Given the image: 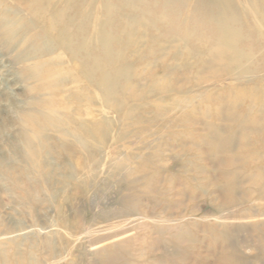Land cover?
<instances>
[{
  "label": "bare ground",
  "instance_id": "bare-ground-1",
  "mask_svg": "<svg viewBox=\"0 0 264 264\" xmlns=\"http://www.w3.org/2000/svg\"><path fill=\"white\" fill-rule=\"evenodd\" d=\"M0 52L16 81L7 90L15 91L17 81L25 89L20 99L0 94L22 131L24 173L43 177L41 167L54 149L66 148L80 156L78 166L97 165L90 179L99 181L105 166L109 177L121 171L122 190H141L129 201L117 199L119 217L132 216L127 221L133 225L114 226L115 234L89 230L100 264H165L147 257L150 248H136L137 237H121L139 229V222L149 231L143 241L160 234L164 245L195 244L196 230H182L197 225L189 222L193 212L176 219L173 213L165 217L167 208L155 217L147 214L149 205L141 210L143 197L151 199L157 185L175 178H183L180 187L200 188L191 176L198 161L184 156L188 172L180 176L167 167L172 158L161 145L132 142L147 125L166 130L172 155L188 141L191 150L228 169L213 180L221 204L194 218L207 222L214 243L228 240L233 227L264 218V0H0ZM109 148L106 162L99 153ZM241 162L248 171L240 170ZM67 166H73L70 160ZM81 193L86 201L95 197L86 185ZM244 199L250 203L240 214L234 209ZM165 227L181 233L167 235ZM7 235L0 236L9 247H0L6 261L33 264L32 252Z\"/></svg>",
  "mask_w": 264,
  "mask_h": 264
},
{
  "label": "rangeland",
  "instance_id": "rangeland-1",
  "mask_svg": "<svg viewBox=\"0 0 264 264\" xmlns=\"http://www.w3.org/2000/svg\"><path fill=\"white\" fill-rule=\"evenodd\" d=\"M7 58L0 57L4 61L2 65L5 66L0 72V94L11 96L12 93L14 97L20 99L19 95L23 94L25 89L19 81L16 84L19 88L14 89L15 91L7 90V87L13 88L15 81V77L11 76L12 69L6 65ZM218 84L225 85L227 83L220 82ZM5 106V102L0 100V236L7 233L9 238L23 245V251L30 250L33 264H100L99 258L93 252V242L87 240L89 230L96 232L106 230L107 234H115L118 229L113 230L114 226L120 225L119 229H122L124 228L123 224L126 228L133 225V222L127 221L132 216L119 217L121 208L119 209L120 204L117 199L129 201L133 196L139 195L141 190L138 188L132 191L122 190L121 171L109 177L105 166L102 168L99 181L90 179L89 173L97 165H88L87 168L78 166L77 162L80 156L74 155L66 148L64 150L54 149L53 155L47 159L48 164L41 167L43 177H37L29 171L24 173L20 168L21 157L24 155L20 142L22 131L16 127V121L11 119ZM145 116L150 118L146 114ZM155 123L161 124V121H155ZM144 141H147L149 145H161L166 156L172 158L167 167L180 172V176L182 173L188 172V166L183 160L184 156L186 159L198 161L199 168L191 169V176L200 185V188L180 187L183 178H175L171 185L167 183L157 185L151 199L143 197L141 210L149 205L147 214H151L153 217L162 215L163 210L167 208L168 213L165 214V217L173 213L177 219L185 217L191 211L194 218H199L211 214L212 204H221L222 191L213 185V180L220 173H228V169L221 167L213 160L205 159L199 154V151L191 150L188 141L183 143V149L174 151L176 154L172 155L169 150L173 149L171 147L173 142L169 139L166 130L157 131L154 127L147 125L143 132L134 137L132 142H138L136 145L142 148L141 143ZM183 141L180 142V145ZM112 151V148L101 149L99 154L108 162L112 159L110 156ZM127 151L125 148L123 149V153L128 155L130 148H127ZM67 160H70L73 165L71 168L67 166ZM249 167L250 165L241 162L239 168L246 172ZM84 185L95 195L92 201H86L83 197L81 192ZM161 195L165 196L161 197ZM244 201V205H237V208L234 209L241 212L240 214L246 212L243 207L246 208V205L250 203L247 199ZM253 209H258L259 213H262L259 207L255 206ZM221 213L222 211H218L216 216ZM194 218L189 222L197 223L196 228L191 227V229L187 226L188 224H185V229H182L183 231L191 230L192 233L197 231V233L196 231L193 233L195 244L191 245V249L190 247L185 249L189 245L186 243L179 244L178 248L161 244L160 234H154L151 238L143 241L142 238L149 231H145L143 225H139L142 222L136 225L139 229L136 228V231H131L121 237H129V235L137 237V244L134 243L136 248H150L151 251H147V257L148 255L161 257L165 264H264V247L260 244V237L264 239L263 217L257 218L258 222L255 226L247 225V222L242 220L235 221L244 222V224L230 229L227 232L229 239H220L217 243H214L213 237L208 233L207 222L204 223L199 219L194 220ZM199 227H203L204 232ZM223 227L227 226H222L220 229L225 231L226 229ZM165 229L170 231L167 232V235L181 233L180 228L178 231L168 227ZM21 230L30 231L33 236L17 238L15 235ZM6 242V239L0 238V247L8 250ZM213 244H217L216 247ZM183 246L184 248H182ZM228 247L230 251H225L229 250ZM0 253H2L0 255L3 258L2 263L11 264L5 259L8 254L4 255L3 251ZM226 254L233 255L234 260L227 263L226 258L229 255ZM144 259L145 257L139 260L143 261ZM219 260L220 262L223 260V262L220 263Z\"/></svg>",
  "mask_w": 264,
  "mask_h": 264
}]
</instances>
